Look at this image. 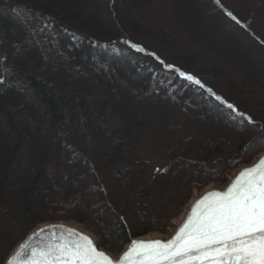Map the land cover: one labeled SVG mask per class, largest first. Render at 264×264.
<instances>
[{
    "label": "trees",
    "instance_id": "obj_1",
    "mask_svg": "<svg viewBox=\"0 0 264 264\" xmlns=\"http://www.w3.org/2000/svg\"><path fill=\"white\" fill-rule=\"evenodd\" d=\"M119 1L0 0V264L62 218L119 255L264 152V0ZM179 115L148 180L140 133Z\"/></svg>",
    "mask_w": 264,
    "mask_h": 264
},
{
    "label": "snow or ice",
    "instance_id": "obj_2",
    "mask_svg": "<svg viewBox=\"0 0 264 264\" xmlns=\"http://www.w3.org/2000/svg\"><path fill=\"white\" fill-rule=\"evenodd\" d=\"M8 264H264V157L241 170L226 191L200 198L167 242H133L114 260L91 239L69 230L44 244L21 245Z\"/></svg>",
    "mask_w": 264,
    "mask_h": 264
},
{
    "label": "rangeland",
    "instance_id": "obj_3",
    "mask_svg": "<svg viewBox=\"0 0 264 264\" xmlns=\"http://www.w3.org/2000/svg\"><path fill=\"white\" fill-rule=\"evenodd\" d=\"M119 2H122V0H120ZM133 7H134V10L136 11V13L138 14L139 11H140L139 8H138L139 6L138 5H135ZM161 22L162 23L164 22L167 25L168 24L171 25V23L167 20V16H164V15H163V17L161 19ZM188 45H190L192 48H194L195 50H197L196 49V46H193L192 44H188ZM197 51H201V50H197ZM1 57H2V51L0 50V71H1ZM16 105H18L19 107H21V109L23 111H27V110L33 111V109L31 108V105L30 104L29 105L26 104L24 101L17 102ZM181 119L182 118L179 115L176 120H168V122L166 123V126L164 128H161L160 130H158L157 133H155L154 132V130H155V124H156L155 119H154V117H149V119L147 121V124L145 125L144 129L141 131L140 136H139V141H138V150L141 151L144 154L145 158L147 159V161L149 163V169H148V172L146 174V178L148 180L151 178V176L154 173V171L160 170V169H163V168L166 167V165L168 163L167 156H166V150L171 145H173L179 137H181V136H183V135H185L187 133V131H178V132L173 133V134H168L167 131H166V127H168V126H171V125L172 126H178V125H180L182 123V120ZM77 133H79V131ZM263 153L264 152H260V153L256 154L254 158H250L249 162H247L245 164L237 165L235 168L231 169V171L229 173V180L226 183L219 184V185L214 184V183H210V184L206 185L205 187L200 188L199 190H195L193 192L192 197L189 200L188 204L185 206L183 213H181L178 217H176L175 219H173L171 221V223L173 225H172V227H170L168 229V231L166 233L162 234V233H158V232H153V233H150V234H147V235L142 236L141 239L147 238V239H162L164 241L169 240L170 237L175 233L178 225H180V223L182 222V220L187 215V212H188L190 206L193 204V202L195 200H197L200 197V195L205 190H207L208 188H210L213 185H216L220 190H224L228 185H231L232 184V181L234 179V176L241 169H243L245 166H248V165H251V164H255L256 161L258 160V158ZM246 157L247 156H245V158ZM51 223L67 224V225H69V226H71L73 228L74 227L75 228L76 227L77 228H80L87 235H89L91 237V234H89V232L87 231L86 228H84L83 226H81L80 224L76 223L73 220H67V219H63L62 218V219H58V220H54V221L47 222V223H45L43 225H47V224H51ZM43 225H41V226H43ZM41 226H39V227H41ZM0 236H1L0 239H2V237H4V235H0ZM92 240H93V238H92ZM22 241H20V242H22ZM126 247H125V249H126ZM111 256L113 258H115V259H117V257H118V255H116V256L115 255H111Z\"/></svg>",
    "mask_w": 264,
    "mask_h": 264
},
{
    "label": "water",
    "instance_id": "obj_4",
    "mask_svg": "<svg viewBox=\"0 0 264 264\" xmlns=\"http://www.w3.org/2000/svg\"><path fill=\"white\" fill-rule=\"evenodd\" d=\"M262 157H264V155H263ZM262 157H259L258 160L256 161V163H257ZM256 163H255V164H256ZM255 164H254V165H255ZM246 168H248V167L245 166L243 169H246ZM243 169H242V170H243ZM236 177H237V176H236ZM234 179H235V176H234ZM234 179H233V181H234ZM233 181H232V183H233ZM229 186H230V185H228L225 189H227ZM212 192H223V191L220 190L216 185H213V186H211L210 188H208L207 190H205V191L200 195V197L197 199V201H198L200 198H202L203 196H206V195H208L209 193H212ZM197 201H196V203H197ZM196 203H195V205H196ZM195 205H194V206H195ZM191 206H192V205H191ZM191 206H190V208H191ZM190 208H189V209H190ZM193 208H194V207H193ZM188 211H189V210H188ZM191 212H192V211H191ZM187 214H188V212H187ZM190 215H191V213H190ZM186 216H187V215H186ZM186 221H187V220H186ZM180 227H181V224L178 225V227H177L175 233L170 237V239H172V238L176 235V233H177V231L180 229ZM41 229H44V231L41 232V231H40ZM69 230H74L75 233H77V234H79V235H82L80 232H78V231L75 230L74 228H72V227H71V228H68V227H66L64 224H60V223H51V224L43 225V226H41V227L35 229V230L32 231L31 233H29V234L23 239L22 242H20V243L18 244V246L13 250V252L11 253V255L9 256V258L6 260V262H5L4 264H8L9 259L15 257L16 252H17L18 250H20L21 245H24V244H28V245L44 244V243H47V242H49V241H51V240H54V239L60 237L61 235L67 236ZM34 234H35V235H34ZM83 236H84V235H83ZM86 237H88L89 239H91V241L94 243V241L92 240V238H91L89 235L86 234ZM170 239H169V240H170ZM153 240H157V239H150V240H144V241H142V240H141V237L135 238L134 240H132V241L127 245L126 249H124V250L118 255L117 259H119V258L123 255V253H124L125 251H127V250L130 248V246L133 244V242H150V241H153ZM167 241H168V240H167ZM167 241H164V240H163V242H167ZM94 244H95V243H94ZM95 245H96V244H95ZM97 248H98V247H97ZM98 250L105 252V254L108 255L111 259L116 260V259L113 258V257H112L107 251H105V250H103V249H101V248H98Z\"/></svg>",
    "mask_w": 264,
    "mask_h": 264
},
{
    "label": "bare ground",
    "instance_id": "obj_5",
    "mask_svg": "<svg viewBox=\"0 0 264 264\" xmlns=\"http://www.w3.org/2000/svg\"><path fill=\"white\" fill-rule=\"evenodd\" d=\"M264 155V153L260 156V157H262ZM252 165H254V164H251V165H248L247 167H250V166H252ZM242 170V169H241ZM240 170V171H241ZM239 171V172H240ZM238 172V173H239ZM238 173L235 175V178H236V176L238 175ZM223 192L224 191H226V189H224V190H222ZM196 201L197 200H195L194 202H193V204H192V206H191V208L189 209V211H188V214H187V216H185V218L182 220V222L180 223L181 224V227L183 226V224L186 222V220H187V218H188V216L190 215V213H191V211H192V209H193V207H194V205H195V203H196ZM66 227H68V228H71V226H69V225H67V224H64ZM73 228V227H72ZM74 229L75 230H77L78 232H80L82 235H84V236H86V233L82 230V229H80V228H75L74 227ZM142 241H144V240H150V239H147V238H144V239H141ZM159 240H161L162 242H163V240L162 239H159ZM132 246V245H131ZM130 246V247H131Z\"/></svg>",
    "mask_w": 264,
    "mask_h": 264
}]
</instances>
